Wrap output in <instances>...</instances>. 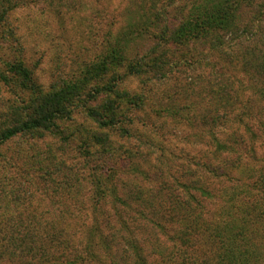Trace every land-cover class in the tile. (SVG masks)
Instances as JSON below:
<instances>
[{
	"label": "rangeland",
	"instance_id": "374dc122",
	"mask_svg": "<svg viewBox=\"0 0 264 264\" xmlns=\"http://www.w3.org/2000/svg\"><path fill=\"white\" fill-rule=\"evenodd\" d=\"M4 2H10V9L0 18V38L2 32L6 38L10 33L20 38V59L33 83L45 92L76 88L79 93L63 105L69 119L57 121L56 136L28 134L0 146V264H14L1 252L6 250L3 240L33 233L45 237L40 244L44 251L23 247L25 262L65 264L68 245L65 249L58 239H50L61 234L65 242L74 237L85 244L91 224L97 232L88 244L111 232L117 237L120 219L133 230V238L144 241L147 264H173L166 259L178 244L147 220L176 217L175 196H192L198 203L188 200L194 208L190 214L178 208L179 219L210 223L230 218L232 190L246 192L264 172V133H259L256 120L250 121L254 109L246 105L249 95L264 90V17L255 23L254 6L242 8V23L233 34L219 36L221 42L214 44L208 31L209 37L200 42L159 49L166 54L157 70L151 69L153 57H146L159 25L177 26L196 0ZM158 9L171 15L151 25ZM132 28L140 36L132 34L121 47V67L84 79L86 69L99 61L101 66L111 53L105 38ZM9 47L0 44L1 69L12 60ZM142 56L147 69L133 73ZM23 91L0 82V124L5 122L1 115L6 104L20 102L26 96ZM105 99L119 108L120 117L101 128L87 111ZM163 189L165 196L160 195ZM164 213L168 217H161ZM20 222L22 227L13 228ZM167 235L172 238L173 232ZM120 250L94 252L108 264L113 255H122Z\"/></svg>",
	"mask_w": 264,
	"mask_h": 264
},
{
	"label": "trees",
	"instance_id": "16d2710c",
	"mask_svg": "<svg viewBox=\"0 0 264 264\" xmlns=\"http://www.w3.org/2000/svg\"><path fill=\"white\" fill-rule=\"evenodd\" d=\"M6 3L4 0H0L1 19H5L10 9V2ZM251 6L255 7V23H259L260 19L264 17V0H196V2H192L187 15L184 19L177 21V26L159 25L161 28L153 36L155 40L154 48L146 57V59H149L150 56L153 57V68L151 69L161 70V65L164 63L166 53L164 51L160 52L159 49L166 50L171 46H188L191 43L200 42V39L209 37L208 31L213 33L211 37L214 44L221 42L219 36L224 39L225 36L233 34L238 29V25L242 23L239 18V12L242 8ZM261 9L263 10L261 11ZM165 15L170 16L171 14L168 12L163 13L161 9H158L155 15L151 17V25L157 26L162 16ZM129 30L123 34L109 35L105 38L106 46L109 50L111 48V53L108 52L104 56L105 61L101 66V61H99L97 64H92L88 70L86 69L84 79L89 80L92 76H104L110 69L114 70L121 67L122 63L125 62L121 47H125L129 43L128 39L133 36L132 34L138 35L137 28ZM10 32L11 29L8 33ZM216 32L220 34H216ZM6 36L2 32L0 44L10 46L9 49L13 51V56L12 60L3 63L6 69L0 68V82L5 85L12 83V85L19 86L24 90L23 93H26V96L20 98V102L17 104H11L10 102L6 104V112L1 115V119H5V122L0 124V146L28 134L41 135L43 138L47 136L54 137L58 133L57 121L69 119V114L66 113L63 105L72 99V95L78 96L79 92L76 91V88L75 91L67 88L57 93L56 89L46 92L41 91L40 87L33 83L29 70L20 59L24 52L20 38L14 33H10L9 38H6ZM162 45H164V48ZM111 59L112 63H110ZM144 59L145 56L136 59L135 66L138 67V70H132L133 73L139 74L143 72V68L147 69V64L142 63ZM260 67L264 70V64ZM112 92L114 91L110 90V93ZM247 99L248 103L246 105L250 103L254 109L250 112L252 115L249 114V119L250 121L256 120L258 126L260 125L259 133H264V90H261L259 94L249 95ZM259 99H261L262 104H260ZM102 103L103 105L100 104L93 110L88 108L87 112L99 127L105 128L113 124L115 120L118 121L120 116L116 110L119 109L117 106L112 105L106 99ZM253 115L259 117L254 118ZM252 131H257V128H252ZM252 155L254 158L256 157L254 151ZM250 186L246 192L244 190H238L237 192L232 190L233 196L229 199L232 206L227 209L230 212L227 216H230V218L226 220L222 219L207 223L191 218L184 219L182 216L179 219L177 217L178 208L181 209L183 214H190L194 210L193 206L188 205V200L195 201V199L189 195L187 199L183 200H180L177 196L174 197L176 200L174 201L173 212L176 217L170 218V221L163 217L162 222L167 224L176 223L177 228L169 229L166 223L164 225L162 222L147 220L152 229L160 231L171 242H175L179 246L168 253L169 257L166 260L173 261V264H264V172L260 173L257 181ZM164 191L163 189L160 193L161 196H165ZM200 194L202 197L207 196L204 191H201ZM246 198L249 200H245ZM164 205L163 203L160 204V206ZM195 206H198L196 201ZM175 208L176 212L174 211ZM162 216L168 217V214L164 213ZM120 223L117 237L110 236L112 235L110 231V235L104 237L99 235L97 239L100 240L94 242L92 240V243H89L90 245L87 242L93 234L95 237L97 232L93 224L85 233V244L79 243L74 237L65 242V238L61 234L50 240L55 242L58 239V244L64 246L65 249L68 245L69 258L66 259L65 264H106L104 256H96L94 249H100L103 254L111 248H121L122 255H113L108 264H147L142 254L144 241L133 238V230L124 222H121V219ZM22 225L23 223L20 222L17 227L13 228L17 229ZM167 232H173L172 238L167 235ZM198 235H200V239H198ZM43 238L45 237L36 233L26 238H9L3 240L6 250L1 252L8 254L7 256L14 264H30L23 260L24 256L21 249L25 247L26 251H33L37 246L42 253L41 250L44 251V249H40V244L46 240ZM59 257L50 256L54 260ZM128 259H131V263L128 262Z\"/></svg>",
	"mask_w": 264,
	"mask_h": 264
}]
</instances>
